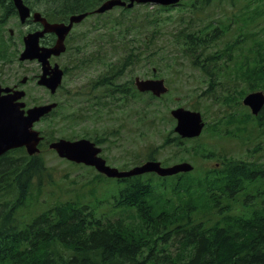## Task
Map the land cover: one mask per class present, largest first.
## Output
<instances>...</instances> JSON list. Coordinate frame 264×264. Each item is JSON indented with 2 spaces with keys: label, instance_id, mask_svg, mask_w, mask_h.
<instances>
[{
  "label": "rangeland",
  "instance_id": "rangeland-1",
  "mask_svg": "<svg viewBox=\"0 0 264 264\" xmlns=\"http://www.w3.org/2000/svg\"><path fill=\"white\" fill-rule=\"evenodd\" d=\"M26 1L36 9L56 11L59 18L73 9L64 0L49 4L44 3V0ZM1 5L7 7L10 1L0 2ZM261 5L257 0H182L175 7L144 4L126 9L125 16L131 19V34L141 30L147 37L144 45L138 49L147 48L145 56L157 48L158 54L167 61L145 62L139 59L135 64L126 66L124 51L113 47L112 39L106 32L99 34V30H96L94 37L97 42L91 48L93 55H97L96 60H88L83 52H79L80 46H77L78 66L72 75L64 78L65 82L56 94V99L61 101L59 116L51 121H41L35 127L42 132H49V139L62 136L86 138L80 136L85 134L104 144L108 142L110 154L105 157V163L118 169L141 165L149 161L148 158L159 160L164 166L186 161L193 165L196 173L202 169L209 170L202 179L211 180V171L214 170L211 168L224 158L264 162V131L256 119L248 117L251 114L249 107L241 102V98L249 92V84L244 83L245 76L238 72L237 64L240 61H232L226 74L233 75V78L225 79L239 80L235 98L240 101L242 122L238 121L237 130L231 133L232 137L216 139L203 129L193 141L183 140L181 147L171 144V139L166 137L174 125L170 109L178 104L196 105L190 88L196 85H199L198 89L204 87V73L199 76V72L188 61L189 52L194 50L183 44L182 39L188 34L194 40L198 36L204 40L210 39L214 46L206 52L220 51L226 47L230 59L261 58L264 54V8ZM112 11L109 15L107 12L100 16L92 15L77 25L74 31H82L91 22L106 23L113 16L120 17L117 16L119 9L114 8ZM254 15L256 18L251 20ZM3 17L6 16L0 12V19ZM184 26L190 28L182 30ZM8 29H12V33ZM25 32L26 25L20 24L16 15L7 18L0 26V85H16L20 88V80L26 77L23 84L25 102L43 103L49 100V95L33 79L39 72V65L34 61L18 59L22 51L19 39ZM151 55L157 57V54ZM152 69L155 70V76L169 79L166 84L170 92L159 99H151L148 94L139 95L131 88V79L135 76L152 77ZM105 76L117 78L112 80L113 85H99ZM231 85V82H227L224 90H228ZM115 86H124L123 92L117 93L116 89L111 88ZM259 87H263L260 81ZM98 100L109 103L99 106ZM199 100L198 107L206 113L204 119L210 120L214 115V107L204 98ZM62 115H65V119L58 120ZM227 130L230 128L227 127ZM39 154L43 155L46 174L42 183L33 188L32 203L25 210L39 211L66 198L81 197L97 206L98 210L108 211L113 200L111 192L118 186L116 181L106 178L94 168L60 158L46 147ZM145 178L148 179V175ZM176 181L177 178L170 176H153L150 180L152 194L156 197L172 195L170 187ZM252 188L255 191V187ZM235 209H239V202L235 204ZM25 210L23 213H26ZM130 214L131 211L123 210L118 216L123 215L127 220Z\"/></svg>",
  "mask_w": 264,
  "mask_h": 264
},
{
  "label": "trees",
  "instance_id": "trees-1",
  "mask_svg": "<svg viewBox=\"0 0 264 264\" xmlns=\"http://www.w3.org/2000/svg\"><path fill=\"white\" fill-rule=\"evenodd\" d=\"M257 1L264 8V0ZM64 2L73 6L70 11L80 12L98 0ZM5 11L12 13L9 8ZM116 32L130 37L117 40L109 32L113 47L130 46L124 57L126 66L147 53V48L138 49L147 37L141 30L131 34L130 18L121 15ZM209 40L199 36L194 40L188 34L183 44L193 48L189 57L203 68L214 61L231 68L233 59L227 57L226 47L215 54L206 52ZM152 53L158 54L157 48L145 56ZM235 60L240 61L239 74L250 79L249 88L264 90V54ZM219 72L213 81L224 76ZM113 79L105 76L99 85H113ZM108 103L97 101L99 106ZM237 106H222L212 134L226 135L227 127L231 133L237 130L238 121L242 122ZM262 116L264 112L257 116L260 123ZM166 137L176 145L183 141L172 130ZM25 153L18 149L0 157V264H264V162L224 158L211 168V180L202 179L207 173L193 171L170 176L177 181L170 187L172 195L163 197L152 194L154 173L118 179L121 186L108 211L69 197L20 221L16 211L27 205L30 191L46 174L43 157ZM238 202L239 209H235ZM123 210L131 211L127 220L118 216Z\"/></svg>",
  "mask_w": 264,
  "mask_h": 264
},
{
  "label": "water",
  "instance_id": "water-1",
  "mask_svg": "<svg viewBox=\"0 0 264 264\" xmlns=\"http://www.w3.org/2000/svg\"><path fill=\"white\" fill-rule=\"evenodd\" d=\"M131 1H153L159 4H174L178 0H131ZM15 7L17 8L19 17L21 21L29 15V9L24 5L22 0H13ZM120 0H108L104 2L97 10L102 11L106 8H110L113 5L120 4ZM131 5V3L129 4ZM82 15L71 16L68 25L63 23H49L44 20L39 13L35 12L33 18L36 21H41L44 28L41 31H35L28 33L24 36L25 49L20 54V59H33L37 58L43 63L44 73L41 79L38 81L39 84H45L50 87L53 92L60 80V72L57 67L54 66L49 71V76L46 77L48 73V67L45 66L47 63V58L51 54H57L61 49L60 41L62 40L64 34L67 32L73 21L79 20ZM44 32H55L59 37V43L57 46L52 48H46L38 46V38L43 35ZM24 80V79H23ZM136 86L139 90L145 91L150 90L154 94L159 95L165 90L161 80H137ZM7 91L9 89H6ZM21 91H13L7 95L0 96V154L6 150L25 146L29 153L36 151V144L39 141L37 132L31 130V126L34 120H37L39 116L50 110L54 104L36 106L27 110V115H23V111L20 107L23 103L14 102L17 98L22 96ZM244 103H247L253 113H257L262 106L264 97L260 92H255L248 94L244 98ZM178 119V124L176 130L182 135L193 136L197 135L201 129V124H197L198 116L184 110L182 108H177L171 112ZM264 128V123H263ZM50 147L55 149L58 155L66 157L67 159L84 162L85 164L94 165L100 172L105 173L108 176H130L133 174H139L146 171H155L160 175L173 174L178 171H185L191 168L187 163L175 164L171 167H162L159 162L147 161L141 166L134 167L129 171H118L116 168H110L104 164V161L95 156L97 149L93 148V143L89 140H67L58 139L50 143Z\"/></svg>",
  "mask_w": 264,
  "mask_h": 264
},
{
  "label": "flooded vegetation",
  "instance_id": "flooded-vegetation-1",
  "mask_svg": "<svg viewBox=\"0 0 264 264\" xmlns=\"http://www.w3.org/2000/svg\"><path fill=\"white\" fill-rule=\"evenodd\" d=\"M41 28H42L41 24L39 22H33L32 19H30L28 21V23H26V29H28V31H34V30H38V29H41ZM10 33H12L11 30H10ZM64 38H65V40H64ZM63 40H64L65 45H66L68 43V37H67V35H66V37L63 36L62 40L60 41L61 47H62V41ZM58 43H59V41H58V39H56V35L53 34V33H46V34H44L42 36V38H40V44L43 45V46H52L53 44H58ZM53 61L54 60H51V62H53ZM59 65L62 68L63 73H66L65 72L66 68L62 64H60V63H59ZM34 76H38V73L35 74ZM97 146H99L101 148V151H100L99 155L101 157H104V152H105L104 151V147H105V145L104 144H101V145H97Z\"/></svg>",
  "mask_w": 264,
  "mask_h": 264
},
{
  "label": "bare ground",
  "instance_id": "bare-ground-1",
  "mask_svg": "<svg viewBox=\"0 0 264 264\" xmlns=\"http://www.w3.org/2000/svg\"><path fill=\"white\" fill-rule=\"evenodd\" d=\"M81 139H85V140H88L87 138H77V140H81Z\"/></svg>",
  "mask_w": 264,
  "mask_h": 264
}]
</instances>
